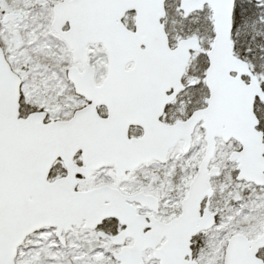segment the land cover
I'll return each instance as SVG.
<instances>
[{
  "label": "snow or ice",
  "instance_id": "6c2138e0",
  "mask_svg": "<svg viewBox=\"0 0 264 264\" xmlns=\"http://www.w3.org/2000/svg\"><path fill=\"white\" fill-rule=\"evenodd\" d=\"M0 264H264V0H0Z\"/></svg>",
  "mask_w": 264,
  "mask_h": 264
}]
</instances>
